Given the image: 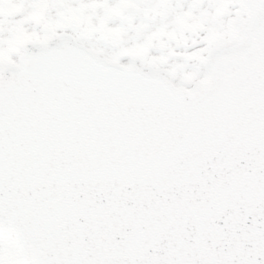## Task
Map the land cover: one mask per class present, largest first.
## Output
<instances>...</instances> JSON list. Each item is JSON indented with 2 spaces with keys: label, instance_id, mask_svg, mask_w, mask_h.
Segmentation results:
<instances>
[{
  "label": "snow or ice",
  "instance_id": "obj_1",
  "mask_svg": "<svg viewBox=\"0 0 264 264\" xmlns=\"http://www.w3.org/2000/svg\"><path fill=\"white\" fill-rule=\"evenodd\" d=\"M0 264H264V0H0Z\"/></svg>",
  "mask_w": 264,
  "mask_h": 264
}]
</instances>
